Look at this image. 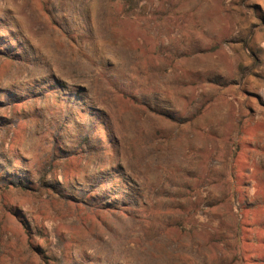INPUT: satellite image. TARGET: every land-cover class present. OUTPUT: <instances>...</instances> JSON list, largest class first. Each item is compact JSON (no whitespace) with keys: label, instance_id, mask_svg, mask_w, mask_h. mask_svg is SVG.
<instances>
[{"label":"rangeland","instance_id":"1","mask_svg":"<svg viewBox=\"0 0 264 264\" xmlns=\"http://www.w3.org/2000/svg\"><path fill=\"white\" fill-rule=\"evenodd\" d=\"M0 264H264V0H0Z\"/></svg>","mask_w":264,"mask_h":264}]
</instances>
